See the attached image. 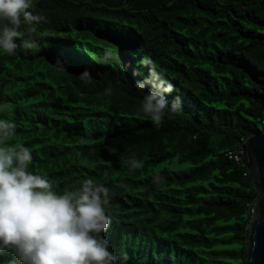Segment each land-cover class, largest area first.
I'll return each mask as SVG.
<instances>
[{
	"label": "trees",
	"instance_id": "1",
	"mask_svg": "<svg viewBox=\"0 0 264 264\" xmlns=\"http://www.w3.org/2000/svg\"><path fill=\"white\" fill-rule=\"evenodd\" d=\"M32 12L40 50L0 54V105L32 170L58 189L103 182L102 235L126 264H246L258 194L225 153L264 133V0H34ZM146 56L182 104L159 127L134 87Z\"/></svg>",
	"mask_w": 264,
	"mask_h": 264
},
{
	"label": "clouds",
	"instance_id": "2",
	"mask_svg": "<svg viewBox=\"0 0 264 264\" xmlns=\"http://www.w3.org/2000/svg\"><path fill=\"white\" fill-rule=\"evenodd\" d=\"M33 7L34 0H0V54L15 56L18 47L40 50L42 18L33 14ZM112 55L106 51L105 62ZM139 64L148 68L147 75L133 71L143 75L135 89H148L139 113L159 127L182 111V104L178 96L171 102L166 98L174 85L150 57ZM111 91L109 84L105 94ZM16 127L7 107L0 105V264H126V256L117 257L102 235L112 223L109 188L85 178L75 187L58 189L32 170L30 148L13 139ZM125 163L130 172L143 168L135 157ZM151 180L160 184L163 177L156 173Z\"/></svg>",
	"mask_w": 264,
	"mask_h": 264
},
{
	"label": "water",
	"instance_id": "3",
	"mask_svg": "<svg viewBox=\"0 0 264 264\" xmlns=\"http://www.w3.org/2000/svg\"><path fill=\"white\" fill-rule=\"evenodd\" d=\"M243 149L251 183L258 194L247 225L246 264H264V133L250 137Z\"/></svg>",
	"mask_w": 264,
	"mask_h": 264
},
{
	"label": "built area",
	"instance_id": "4",
	"mask_svg": "<svg viewBox=\"0 0 264 264\" xmlns=\"http://www.w3.org/2000/svg\"><path fill=\"white\" fill-rule=\"evenodd\" d=\"M262 125L264 126V112L262 114ZM248 139L249 138H242V143H240V145L237 148H235L233 150H228L225 153V156L228 159H230V160L236 162L237 164L244 166L246 168V172L244 173V175L249 174V172L247 170L248 162L245 159L244 149H243V146L247 143Z\"/></svg>",
	"mask_w": 264,
	"mask_h": 264
},
{
	"label": "snow or ice",
	"instance_id": "5",
	"mask_svg": "<svg viewBox=\"0 0 264 264\" xmlns=\"http://www.w3.org/2000/svg\"><path fill=\"white\" fill-rule=\"evenodd\" d=\"M69 55H71V54H69Z\"/></svg>",
	"mask_w": 264,
	"mask_h": 264
}]
</instances>
